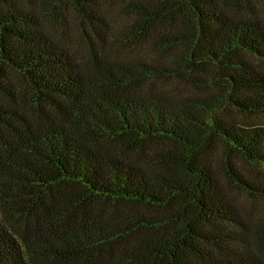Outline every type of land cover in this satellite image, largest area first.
Masks as SVG:
<instances>
[{"label":"trees","instance_id":"obj_1","mask_svg":"<svg viewBox=\"0 0 264 264\" xmlns=\"http://www.w3.org/2000/svg\"><path fill=\"white\" fill-rule=\"evenodd\" d=\"M260 176L264 0H0V264H264Z\"/></svg>","mask_w":264,"mask_h":264},{"label":"rangeland","instance_id":"obj_2","mask_svg":"<svg viewBox=\"0 0 264 264\" xmlns=\"http://www.w3.org/2000/svg\"><path fill=\"white\" fill-rule=\"evenodd\" d=\"M246 169L249 171V173L252 174L253 170L251 168H246ZM259 181L264 184V177H261ZM252 205L254 207V211L256 212V214L258 215L261 214L262 216H264V198L263 197L257 196V197L252 198Z\"/></svg>","mask_w":264,"mask_h":264}]
</instances>
